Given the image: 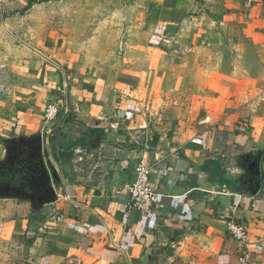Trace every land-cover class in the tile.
Wrapping results in <instances>:
<instances>
[{"label": "crops", "instance_id": "obj_1", "mask_svg": "<svg viewBox=\"0 0 264 264\" xmlns=\"http://www.w3.org/2000/svg\"><path fill=\"white\" fill-rule=\"evenodd\" d=\"M127 1L109 74L89 72L68 32L9 47L0 160L40 134L49 101L69 113L46 150L57 200L0 202V264H264V187L233 185L248 153L264 178V0ZM140 163L161 197L144 216L125 190Z\"/></svg>", "mask_w": 264, "mask_h": 264}, {"label": "rangeland", "instance_id": "obj_2", "mask_svg": "<svg viewBox=\"0 0 264 264\" xmlns=\"http://www.w3.org/2000/svg\"><path fill=\"white\" fill-rule=\"evenodd\" d=\"M34 1L9 0L0 5V60L6 61L10 45L20 40L28 43L52 32H68L81 57L87 59L89 72L114 71L113 63L126 47L131 27L127 0ZM261 55L264 60V48ZM1 152L0 149V157ZM6 200L23 202L17 199H0V202Z\"/></svg>", "mask_w": 264, "mask_h": 264}, {"label": "water", "instance_id": "obj_3", "mask_svg": "<svg viewBox=\"0 0 264 264\" xmlns=\"http://www.w3.org/2000/svg\"><path fill=\"white\" fill-rule=\"evenodd\" d=\"M95 140V143L93 141L89 143L93 148L99 144V138ZM12 149H19V152L23 154L30 174L27 180L30 193L25 194L20 190L5 188L3 191L0 190V199L28 201L34 210L39 209L43 205L54 203L57 200L55 189L57 182L53 178L54 170L48 158V153L46 150H43L41 135L39 134L32 139H19L8 142V145L4 146L5 158L0 160V171L6 169L11 164L10 154ZM244 157L245 160L240 166V170L243 171V175H249V186L239 190L254 197L258 195L264 179L260 169L262 155L260 153H248ZM9 193L12 194L9 195Z\"/></svg>", "mask_w": 264, "mask_h": 264}, {"label": "built area", "instance_id": "obj_4", "mask_svg": "<svg viewBox=\"0 0 264 264\" xmlns=\"http://www.w3.org/2000/svg\"><path fill=\"white\" fill-rule=\"evenodd\" d=\"M9 0H0V5ZM6 64L0 60V101L5 97L8 88V79L5 73ZM63 90L67 88L66 82L61 84ZM69 113V106L65 99L51 100L45 106L43 113V127L40 131L43 150H47L50 141L51 128L58 118L64 117ZM104 129L105 132L108 130ZM147 148V147H146ZM128 193V210H136L143 216L157 210L161 206V197L150 183V167L140 163L134 169L133 182L125 189ZM226 230L230 235L241 243L248 241L246 228L242 224L233 221L226 222ZM245 259H240L243 263Z\"/></svg>", "mask_w": 264, "mask_h": 264}, {"label": "flooded vegetation", "instance_id": "obj_5", "mask_svg": "<svg viewBox=\"0 0 264 264\" xmlns=\"http://www.w3.org/2000/svg\"><path fill=\"white\" fill-rule=\"evenodd\" d=\"M16 148V147H13ZM11 164L4 170L0 171V190L5 188L20 190L22 193L29 194L27 180L30 177L22 152L19 149L11 150ZM249 175L236 177L233 185L237 189L247 188L249 186ZM12 193H9V195Z\"/></svg>", "mask_w": 264, "mask_h": 264}, {"label": "trees", "instance_id": "obj_6", "mask_svg": "<svg viewBox=\"0 0 264 264\" xmlns=\"http://www.w3.org/2000/svg\"><path fill=\"white\" fill-rule=\"evenodd\" d=\"M49 0H36L34 2H37V3H45V2H48Z\"/></svg>", "mask_w": 264, "mask_h": 264}]
</instances>
